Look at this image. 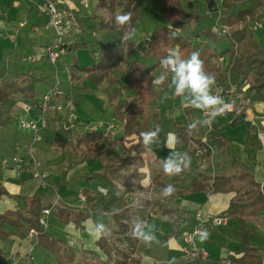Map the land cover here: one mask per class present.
I'll return each instance as SVG.
<instances>
[{
	"label": "crops",
	"instance_id": "0c3cea01",
	"mask_svg": "<svg viewBox=\"0 0 264 264\" xmlns=\"http://www.w3.org/2000/svg\"><path fill=\"white\" fill-rule=\"evenodd\" d=\"M78 1L74 0L75 4L79 5L76 13L82 25L83 35L91 31L93 37H98L99 28L97 26L101 18H106V14L104 11L98 12L96 10V0H89L88 8L78 4ZM91 3L94 5L92 10H90ZM82 8L85 10L79 11ZM22 9L28 10L27 13L29 14L34 9V5L20 0H0V51L4 52L2 55L6 58V65L1 70L0 76L24 83L26 80L29 82L36 81L35 86L38 83L43 85L42 81L48 80V78L37 77L35 70L15 69L14 61L9 54H6V50L4 51L6 45L12 47V42L16 43L17 36L20 37L19 24L17 23L20 22ZM44 25L36 24L34 26L42 27ZM32 27L29 33L34 42L32 44L33 54L31 55L37 56V62L43 60L48 62L45 56V47L51 39L49 38L50 35L49 33H36L35 35ZM185 27L186 25L182 26L183 34L180 36L191 38L190 36L194 31ZM188 31H190V35L186 34ZM252 32L254 33V31ZM42 38L45 39V42L42 41ZM149 39L150 36L145 34L141 44L133 43L128 37L125 40L132 44L130 49H137L140 55L144 56L148 50ZM94 43L97 44V41ZM127 52L126 50V58L128 57ZM76 56L78 55L76 54ZM74 57L72 53L67 54L64 60H70L72 64ZM223 58L222 56L219 60L223 61ZM23 61L25 62L26 59ZM64 62L69 63L68 61ZM6 66L7 71L5 70ZM221 70L225 71L226 67H222ZM161 72L158 69L155 72V77L159 76ZM76 73L78 78L73 79V83L70 84L71 88L62 85L63 90H67L65 99L73 102L75 111L73 112L76 117L75 130L70 131V135L67 129L63 127L65 124L63 116L54 114L55 117L49 121V127L44 133V144L39 145L36 151L33 152L32 150L35 157L40 161L42 169L49 173L50 187H43L39 181L32 177L30 171H18L12 163L7 166L3 164L5 158L20 156L28 159L30 157L29 135L19 130L16 131L10 126L14 120L20 118L40 119L39 107L49 88L44 89L42 87L41 97L39 99L34 98L37 101V106L33 105L34 99L24 100L20 96H16L17 104L11 110L13 121L6 126L0 125V144L5 137H8L10 142L7 150L0 155V183L10 192V196H4L0 200V213L7 210L15 211L20 205H25L26 202L23 198L29 201L33 196L39 194L45 196V203L54 204L57 195L60 198L58 206L88 211V206L83 208L80 204L78 195L80 192L89 189L97 198L104 199L105 202L111 199V206L108 210L91 211L90 218L84 221L81 226H77L74 222L61 223L55 214V210H53L48 228L49 233L62 241L63 248L75 251L76 262L117 264L118 257L116 254H112L113 259L109 260L108 255L97 245L99 239H93L91 233L97 224H103L106 229L113 216L120 213H125L127 216L126 223L131 227L128 236L133 237L132 225L134 222L145 221L148 225H154L153 235L155 239L150 244H146L142 239L138 240L135 253L132 255L135 263L131 264H187L183 261L184 235L196 229L201 223H204L203 231L201 230L196 237H199L197 246L206 254L205 264H223L226 260L231 261V256L239 254L244 248L242 238L238 235L239 219L225 216L226 221L221 226L213 224L212 220L215 217L225 215L231 201L236 197V193H195L192 191V182L200 175L214 176L218 173L240 175L247 171L254 175L258 183L264 185V103L260 97L255 92H249L247 85L238 88L240 80L230 77L223 87L246 90L251 101L250 107L244 114L229 115L228 121L215 122L213 132L215 138L210 137L209 139L213 151L209 157H198L194 153L191 142H199L200 138L206 135L205 126L198 125L196 129L191 131L195 139L190 140L188 144L178 143L176 130L178 126L188 128V125L194 121L202 120L203 114L199 110L182 106L179 98H171L166 82L164 86L159 88V95L163 98L153 100L155 101L153 114L159 118V126L157 127L160 128V134L158 142L151 146V151L143 145L138 151L129 152L126 148L131 144L125 145L126 143L121 140L124 133L123 127L116 121H103L117 123V133L113 138L104 136L100 142L102 152L99 158L85 160L81 154H76L78 152L75 150L74 152L67 151L66 148L71 145L75 149L77 136L84 134L100 121L86 119L88 116L84 114V109L80 110L78 98L87 92L94 95L102 91L90 83L85 72L77 70ZM54 76H58V72H55ZM219 87L215 82L213 93ZM168 97L172 100H168ZM81 111L83 114H80ZM194 111L198 112L199 117H194ZM241 115L244 119L236 121ZM244 123L245 125H243ZM169 133L173 134L171 137L173 142L169 145L171 151L187 154L189 158L188 166L180 174L172 176L163 172L161 164L162 159L170 155V150L165 146L169 140ZM250 134L261 141L262 145L258 150L251 147ZM116 138L119 139L115 141ZM64 139L68 140L67 144L62 142ZM222 140L224 142L220 143ZM55 143L60 146V149L54 147ZM121 143L124 145V150L120 148L122 147ZM50 146H53L52 150L49 149ZM51 153L58 154L54 158L47 156ZM93 162L97 164V168L91 172L90 163ZM92 173L97 174V178L93 180L92 188L78 185L76 187H79V191L76 187L68 188L69 184L75 180L84 182L83 178ZM168 185L173 186L174 192L165 197L162 193L164 186ZM243 185L244 182L237 183L239 187ZM134 200H139L141 207H132L131 204ZM249 225L255 235L264 237V210L251 217ZM51 227H53L52 230ZM32 243L33 240L29 236L25 239L13 236L1 243L0 264H12L8 260L10 256H16L23 261ZM251 245L264 249V245L261 244L253 243ZM261 254L264 257V250L261 251Z\"/></svg>",
	"mask_w": 264,
	"mask_h": 264
},
{
	"label": "trees",
	"instance_id": "16d2710c",
	"mask_svg": "<svg viewBox=\"0 0 264 264\" xmlns=\"http://www.w3.org/2000/svg\"><path fill=\"white\" fill-rule=\"evenodd\" d=\"M136 1L96 0L98 12L104 11L110 15H117L121 12L120 15L130 14L131 17L130 22L125 26H117L115 18L106 22L101 20L98 25L99 30H121L124 35L132 32L140 19L138 10L134 8ZM164 2L166 5L165 21L169 25L182 27L192 22L200 23L205 17L192 0H187L186 4L184 0H164ZM240 3H245L246 6L236 10L235 5ZM205 5L211 13L222 9L220 23L231 28L229 35H218L215 31L217 25H210L201 29L194 38L172 37L168 26H158L150 36L146 55L136 60L126 58V50L132 48L129 42L125 45H117L113 42L98 49L96 43L88 42L80 37L68 45V54H76L83 49H89L94 56L98 54V57H95L96 62L91 66H81L80 58L76 55L72 64H68H71L73 78H78L77 70L83 71L90 83L107 95L108 102L113 108V118L124 129L121 140L126 143L125 145L131 144L126 148L129 152L138 151L143 147L141 132L159 126L158 116L153 113L148 115L147 106L158 98L159 88L152 85V79L158 69L163 71L160 61L168 55L170 50L179 49L181 55L186 58L194 51L199 52L205 70L215 76L218 86H224L230 77H235L240 80L238 88L247 85V90L257 93L264 103V47L258 43L251 31V25L254 22L264 23V0H206ZM120 7H123V10ZM201 38L202 40L198 43L197 40ZM225 39L229 40V45L223 48H213L206 43L213 41L222 46ZM221 54L230 55V63L225 71H222L217 63ZM120 71L128 77L126 82L121 80ZM35 82L22 84L18 80L5 79L0 76L1 126H6L13 121L11 110L17 104L16 96L24 100L35 98ZM36 103L37 101L33 105L37 106ZM243 119L241 115L236 121ZM67 131L70 132V130ZM176 136L180 144H188L190 140L195 139L194 134L189 133L188 128L183 126L177 127ZM210 137L215 138L214 133ZM103 138V131L88 130L77 136L75 150L85 160H96L102 152L100 142ZM249 140L251 147L255 150L262 145L254 135L250 134ZM62 142L67 144L68 140L64 139ZM223 142V140L220 141V143ZM206 156L209 157L210 153ZM96 178L97 174L92 173L83 180L93 181ZM240 182H244V185L237 187L236 184ZM192 191L211 194L236 193V197L231 201L224 216L239 219V232L244 248L239 254L231 256V263L264 264V257L261 254L264 249L252 246L249 238L251 232L249 219L264 210V185L258 183L254 175L247 171L240 175L218 173L214 176L200 175L195 178L192 182ZM83 193L87 197L89 210L80 211L57 205L54 210L61 223L74 222L77 226H81L90 218L91 211L108 210L111 206V199L105 202L104 199L97 198L89 189L84 190ZM4 196H10V192L0 183V200ZM44 198L42 194L33 196L29 201L23 198L25 205H20L15 211L7 210L0 213V244L13 236L25 239L30 231L34 230L37 233V239L34 240L35 248L40 246L52 253L55 264H85L76 262L75 251L63 248L62 241L41 225L42 212L53 206V204L45 203ZM126 220L125 213L114 215L106 227V234L97 241L98 247L108 255L109 260L113 259L112 254H116L117 264L135 263L132 255L135 253L139 239L128 236L131 227ZM193 264H205V262L198 259Z\"/></svg>",
	"mask_w": 264,
	"mask_h": 264
},
{
	"label": "built area",
	"instance_id": "2783aa9c",
	"mask_svg": "<svg viewBox=\"0 0 264 264\" xmlns=\"http://www.w3.org/2000/svg\"><path fill=\"white\" fill-rule=\"evenodd\" d=\"M35 5L42 13L47 15V22L42 26L45 32L49 33L50 41L45 47V56L49 63H51L56 72H58L57 64L63 63L64 72L70 84L73 83V74L71 64L65 63L64 59L67 56V47L71 41L80 38L83 35V29L80 21L77 18V5L74 0H20ZM80 5L84 8H88V0H79ZM261 21H256L251 25V30L255 31L261 26ZM26 27V23H20L18 29ZM40 27L33 26L32 30L36 33H40ZM168 30L171 33H175L174 36H180L183 34V28L174 24L168 26ZM231 28L221 23L217 24L215 31L218 35L227 36L230 33ZM173 36V35H172ZM14 40V39H13ZM98 57V55H96ZM27 60L31 63L38 61L36 55H29ZM214 94H219L227 103V107L223 113L219 115H231V114H244L248 111L251 101L244 89H223L219 87ZM65 90L61 88V84L55 85L53 89L47 90L43 96V100L39 107L41 114L40 119H21L19 120L18 128L22 133H26L30 137V157L28 159L24 157L5 158L3 160L4 165L12 163L18 171L27 170L30 171L32 177L39 181L43 187H50L48 182L49 174L42 169L40 161L35 157L32 152V148L41 143L44 139V133L49 127V118L51 114L64 115V120L67 121V130L73 131L76 128V117L74 115L73 102L66 100ZM63 99V100H62ZM61 100V101H60ZM212 117L208 125H204L206 128V135L200 138L199 142L192 141L194 153L198 157H205L208 153H212L213 148L209 144L211 134L215 130V119L217 116ZM204 118V116H203ZM103 131L105 137L113 138L117 133V128L114 123L104 124L97 123L93 127L89 128V131ZM80 204L83 208L87 206V197L83 192L79 193ZM59 197L51 208H47L42 212L40 218L41 225L48 230L50 226V217L52 216L54 208L59 203ZM132 207H141L139 200H134L131 204ZM225 216L215 217L212 222L217 226H221L225 223ZM204 223H201L192 232L185 234L184 246H183V261L187 264H193L198 259L205 260L206 254L196 245L195 238L200 234ZM29 237L33 240V243L29 246L26 256L23 261L16 256L12 258V264H30L33 261V252L35 250L34 240L37 239V233L31 230ZM37 243V241H36ZM223 264H232L231 261H224Z\"/></svg>",
	"mask_w": 264,
	"mask_h": 264
},
{
	"label": "rangeland",
	"instance_id": "374dc122",
	"mask_svg": "<svg viewBox=\"0 0 264 264\" xmlns=\"http://www.w3.org/2000/svg\"><path fill=\"white\" fill-rule=\"evenodd\" d=\"M193 1L205 17L202 19V21L200 23L199 22H192V23H189L186 25L185 28H189L190 30L194 31L193 34L190 36L191 38H194V36L197 33H199V31L201 29H203L204 27L210 26V25L215 26V25L219 24L221 21V18H222V14H223L222 9H219L218 11L213 12V13L209 12L206 8V5H205L206 0H193ZM184 3L186 4L187 0H185ZM78 4H80V3H78ZM90 6H91L90 10H92L94 8V5L91 3ZM245 6H246L245 3H240V4L235 5V9L238 10V9L244 8ZM77 7H79V5H77ZM134 8L136 10H138L139 15H140V19L137 22L136 26L133 28L132 32H130L128 35H124V33L121 30H115V31L114 30H109V31L105 30V32L103 30H99L98 37H93L91 34V31H90V32L86 33L85 35H83L84 36L83 38L86 41H90V42H92V41L96 42L97 41V48L98 49H100L104 45H107L108 43H113V42H115L117 45H122V44L125 45V43H127V41L125 39H123L124 36L128 37L135 44H141L145 34L151 36L156 27H158V26H169V24L165 21L166 5H165L164 0H137L136 3L134 4ZM120 9L123 10V7H120ZM81 10L84 11L85 9L82 8L79 11H81ZM27 12H28V10H23V9L20 11V22L17 23V24L26 23V27L23 29H20V32H19L20 37L18 38V36H17L16 43L12 42L13 43L12 47L10 45H8V46L6 45V48H4V51L6 50V54H9L11 59L14 61L13 66H15V69H19V70H23V71L35 70L37 77L42 76L44 78H48V80L44 79L42 81L43 85L38 83L35 86V98L37 97L39 99L42 95V92H43L42 87H44V89L49 88L48 90L53 89V87L55 85H58V84H61V88H62V85H65V86L67 85V87H69V88H71V87H70V83L67 79V76L64 72V65H62L61 63L57 64L58 76H54L56 70H55V67L51 63H48L45 60L39 61V62L36 61V62L31 63L27 60V57L29 55L33 54V51H32L33 45L32 44L34 42L31 40V36H29L30 28L36 24H45L47 21V15L42 13L35 5H34V9L31 11V13L28 14ZM104 13L106 14V18H104V19L101 18L100 20H104L106 22V21L113 20L117 15H120L121 12H119L117 15H110L109 13H106V12H104ZM80 24H81V22H80ZM81 27H82V25H81ZM39 30H40V33H47L44 31L45 29L43 27H40ZM169 33L171 34V32H169ZM186 34L190 35V31H188ZM35 35H36V32H35ZM254 35H255V38L258 41V43L261 46H264V23L261 24V26L254 31ZM170 36H172V35H170ZM172 37H179V36H172ZM122 39H123L122 42H124V43L121 42ZM201 40H202V38L200 39V41ZM42 41L45 42V39L43 40V38H42ZM200 41L197 40L198 43ZM228 41H229L228 39L224 40L222 43V46H220L218 43H215L213 41H209L206 43L208 46L211 45L214 48H221V47L223 48L224 46L229 45ZM194 43H196V42H194ZM127 51H128L127 52V56H128L127 59L128 60L142 59V57H143L140 55V53L138 52L137 49L132 50L129 48V49H127ZM2 53H4V52L0 51V72H1V70L4 69V67L6 65V58L4 55H2ZM76 54L80 57L79 64H81V66H91L96 62V58H95L96 55L95 56L92 55L89 49H83V50L77 52ZM76 54H73V56H75ZM222 56L224 57L223 61L219 60L220 58H222ZM182 57L186 58L184 55H182ZM71 58H72V55H71ZM229 58H230L229 54L228 55L227 54H223V55L221 54L219 56V58L217 59V63L219 65L220 69L222 67H224V68L226 67V69H227V67L229 66V63H230ZM24 59H26L25 62L23 61ZM65 61H68L70 63V60H65ZM5 70L6 71L8 70L7 66H6ZM119 75L121 76V80L123 82L127 81L128 77L126 75H124V73L122 71L119 72ZM233 78L235 79V77H233ZM19 82H21L22 84H26L29 81L26 80L25 81L26 83H24L23 81H19ZM222 88L226 89L223 86H222ZM96 89H98V88H96ZM66 92H67V90L65 91V93ZM169 94H171V92H169ZM67 96H69V95L67 94ZM158 98L161 99L163 97L161 95H158ZM168 100H172V99L170 97H168ZM33 102H36V100L34 99ZM78 103L80 106V110L84 109V114L88 116V117H86V119H88V120L100 121L98 123H104L106 125L110 124V122L108 123V122H103V121H116L114 118H112L113 114H114L113 108H111V106L108 102V97L106 94H104V92H98V93H95L94 95H90L88 92L84 93L82 96H80L78 98ZM154 106H155V101H151L149 103V105L147 106L148 115H150L154 112ZM78 113H79V111H78ZM80 114H83V112L81 111ZM193 114H194V117H199L197 111H194ZM62 116H63V121H67L66 119L64 120V115H62ZM228 116L229 115H219L216 117L215 122H217V121H228L229 120ZM54 117H55V115L51 114L49 121H51V119H53ZM21 119H27V118H20L19 120H21ZM19 120H14V122L11 124L10 127L12 129H15L16 131H18L19 130V128H18V126H19L18 121ZM243 125H245V123ZM66 126H67V124L65 122L63 127H66ZM116 126H118V125H116ZM64 130L66 132L65 128H64ZM8 135H9V133H8ZM117 139H119V138H116L115 141ZM44 142H45V140L41 143L36 144L32 148L33 152L36 151V148L39 145H43ZM9 146H10V142L8 140V137H5L3 142L0 144V155L3 154ZM121 146H122V147H120L121 150H124V145H122V143H121ZM52 147L53 146H50L49 149L52 150ZM54 147H56L57 149H60L59 148L60 146L57 143L54 144ZM66 150L74 152L75 149H74V146L69 145L66 148ZM75 152H77V151L75 150ZM56 154H58V153H53V154L51 153L47 156L54 158V157H56ZM76 154H80V153L78 152ZM36 156L38 157V154ZM39 157H40V155H39ZM96 168H97V164L95 162L90 163L91 172H93ZM48 182H49V179H48ZM76 183H78V184H76ZM94 184H95V181H94ZM77 185L80 187L87 186V187L92 188L93 187V181H86L85 180L83 182V181L75 180L71 184H69L68 188L69 189H71V187L75 188ZM237 187H239V186H237ZM76 189H77V191H79V187H76ZM62 194H63V192H62ZM57 199H58V196L56 195V200ZM52 229H53V227H51V230ZM250 231H251L250 236H249L250 244L256 243L258 245L261 244L263 246L264 245V237L259 236V235H255L252 232L251 226H250ZM190 232H192V231H190ZM238 235L242 238L239 231H238ZM183 241H184V238H183ZM195 241H196V245H198L197 243H199V237H196ZM242 241H243V239H242ZM183 256H184V254H183ZM12 258H13V256H10L8 258V260L12 261ZM30 264H55V259H54V256L52 253L43 249L40 246H37L33 252V261H30Z\"/></svg>",
	"mask_w": 264,
	"mask_h": 264
},
{
	"label": "clouds",
	"instance_id": "9594fccd",
	"mask_svg": "<svg viewBox=\"0 0 264 264\" xmlns=\"http://www.w3.org/2000/svg\"><path fill=\"white\" fill-rule=\"evenodd\" d=\"M130 19V14L117 15L115 23L117 26H125L130 22ZM170 35L174 36L175 33ZM160 64L163 71L152 79V85L161 88L167 82L171 98H179L182 106L199 110L204 116L202 120L194 121L188 125L189 133L198 125H208L212 117L223 113L228 106L221 95L213 93L215 76L205 70L199 52L194 51L184 58L179 49H173L160 61ZM159 134V127L140 133L142 143L149 151H151V146L158 142ZM172 136L173 134L169 133L168 143L165 144L170 150V155L161 161L163 172L169 176L180 174L189 163L187 154L171 151L169 145L173 142ZM173 192V186L168 185L163 189L162 194L168 197ZM153 231L154 225H148L145 221H137L132 225L133 237L142 239L146 244H150L155 239ZM91 234L93 239H99L106 234L105 226L97 224Z\"/></svg>",
	"mask_w": 264,
	"mask_h": 264
}]
</instances>
